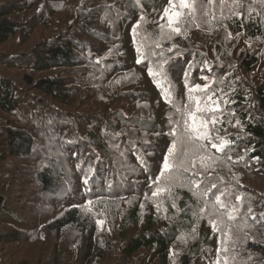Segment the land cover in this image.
Masks as SVG:
<instances>
[{
    "label": "trees",
    "instance_id": "trees-1",
    "mask_svg": "<svg viewBox=\"0 0 264 264\" xmlns=\"http://www.w3.org/2000/svg\"><path fill=\"white\" fill-rule=\"evenodd\" d=\"M167 6L0 0V264H264V0H196L180 35L160 32ZM157 42L154 81L158 57L136 61ZM206 84L223 151L173 123Z\"/></svg>",
    "mask_w": 264,
    "mask_h": 264
},
{
    "label": "snow or ice",
    "instance_id": "snow-or-ice-1",
    "mask_svg": "<svg viewBox=\"0 0 264 264\" xmlns=\"http://www.w3.org/2000/svg\"><path fill=\"white\" fill-rule=\"evenodd\" d=\"M211 3V0H209ZM167 7L163 10V15L160 17L161 20H164L165 17H167V23L166 24H160L159 29L161 34L163 35L165 28L168 29L170 34H181V27L179 26L183 19L185 17H194L195 15V9H196V0H167ZM144 19L143 16H141V21ZM139 22L137 25L133 26L132 32L134 37L137 35V29L139 28ZM168 35V39H171V35ZM156 48H160L161 50L159 52L151 51L150 50V56H144L143 52H141L140 49H137L138 51V59L136 61L137 64H140L142 59H148L150 61V64L152 63L151 57H158L156 59L155 63L152 64V66L147 67V71L149 76L156 81L157 77H165L166 78V69L165 65L168 64L169 60L172 57H169L165 54V50L162 48L161 44L159 42L155 45ZM176 48V45L173 44L171 47L167 48V52H173V49ZM178 54V53H177ZM203 79L208 80L209 78L207 76L203 77ZM119 83V81H117ZM158 83V81H157ZM187 87V86H186ZM200 85H195L194 87H187V94H188V103L181 108L179 105L176 106V110L180 115V120L174 121L173 123L175 125H183V128L185 130V137L189 144H191L194 141H203L206 140L211 144L212 148L217 149V151H223L224 145H218L216 143L212 142L210 132L208 129V125L211 124L213 127L216 125V123L219 122L220 117L216 116V112L219 110V103L218 99H214L216 97V91L211 88L210 85L206 84L203 89V96L202 97H195L193 95L194 92L200 90ZM164 91V89H161ZM222 91V90H221ZM166 98H171L170 92H165ZM171 120V118H170ZM237 124L240 123L239 120L236 121ZM159 134V133H157ZM170 136L175 137L176 136V128L172 127L170 128V131L168 133ZM176 141L173 139L171 143V147H169L167 154L164 157L163 165H162V171L161 175H163L164 172L171 169L174 165L171 162L170 158L173 157L176 154ZM203 145H201V148ZM208 157L201 155L199 157L202 165L205 159ZM79 167V166H78ZM191 168H196V161L193 159L191 161ZM92 169L89 168V172H91ZM184 171H189V168L185 167ZM192 175L198 176L200 173L192 172ZM89 182V179L87 176H85L83 183L87 185ZM211 183V181H208ZM153 183H157V181H153ZM194 187L199 189L201 187V183L194 182ZM211 189H217V191L220 193L219 195H215V200L217 202H220L226 209L228 208V205L223 204V201H221V196H224L227 198L228 196H231L230 192H227L225 190H221L217 187V184L211 183V188H205L206 192H210ZM161 191L159 187L156 188L155 191L152 192V196H157V194ZM241 196H236V200H241ZM87 205H92L93 201L89 200L86 202ZM175 207V204L172 205ZM143 207V205H142ZM157 207H159L157 205ZM88 211H91V208L87 209ZM239 208L236 205H233L231 207V210L228 211V217L229 219H234V213L238 212ZM249 212H251V208L248 209ZM255 219V217H253ZM98 225H102V220L96 221ZM213 228L217 229L218 226L213 223ZM219 251V249H218ZM217 264H219V261H217Z\"/></svg>",
    "mask_w": 264,
    "mask_h": 264
},
{
    "label": "rangeland",
    "instance_id": "rangeland-1",
    "mask_svg": "<svg viewBox=\"0 0 264 264\" xmlns=\"http://www.w3.org/2000/svg\"><path fill=\"white\" fill-rule=\"evenodd\" d=\"M48 209V208H47ZM48 211H49V209H48Z\"/></svg>",
    "mask_w": 264,
    "mask_h": 264
}]
</instances>
